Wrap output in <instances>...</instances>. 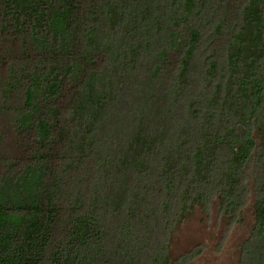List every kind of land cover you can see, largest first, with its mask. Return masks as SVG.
Returning a JSON list of instances; mask_svg holds the SVG:
<instances>
[{
    "label": "trees",
    "instance_id": "trees-1",
    "mask_svg": "<svg viewBox=\"0 0 264 264\" xmlns=\"http://www.w3.org/2000/svg\"><path fill=\"white\" fill-rule=\"evenodd\" d=\"M251 199L264 264V0H0V264H189Z\"/></svg>",
    "mask_w": 264,
    "mask_h": 264
},
{
    "label": "rangeland",
    "instance_id": "rangeland-1",
    "mask_svg": "<svg viewBox=\"0 0 264 264\" xmlns=\"http://www.w3.org/2000/svg\"><path fill=\"white\" fill-rule=\"evenodd\" d=\"M254 203L251 199L242 217L230 226L228 217L218 214L217 204L211 216L197 208L174 233L170 254L173 258L198 245L200 256L189 264H239L240 247L254 226Z\"/></svg>",
    "mask_w": 264,
    "mask_h": 264
}]
</instances>
